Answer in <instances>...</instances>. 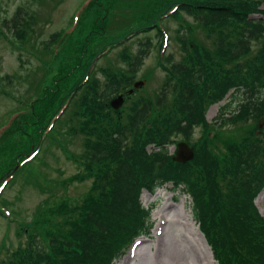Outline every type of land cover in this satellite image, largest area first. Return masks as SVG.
I'll return each instance as SVG.
<instances>
[{
  "label": "trees",
  "instance_id": "obj_1",
  "mask_svg": "<svg viewBox=\"0 0 264 264\" xmlns=\"http://www.w3.org/2000/svg\"><path fill=\"white\" fill-rule=\"evenodd\" d=\"M170 2L163 1L150 25L126 36L128 41L134 34L156 30L160 55L156 63L166 72L162 96L138 101L127 117L108 105L110 97L133 87L152 46L150 38L139 43L138 52L127 47L121 52V59L130 65L126 71L114 72L109 65L99 68L107 80L103 92L101 80L90 74V69L93 61L100 55L107 57L115 44L93 53L82 79L64 97L69 98L66 113L81 92L71 114L78 120L76 131L84 136L85 152L75 156L84 173L77 179L90 176L95 180L79 202L60 195L46 199L44 209L53 206L42 217L41 206L35 211L31 229L27 225L18 228V237L26 235L27 242L7 264H115L137 237L152 229V209L142 205L143 191L154 193L166 184L184 187L192 198L194 217L217 264H264V217L254 202L264 189V127L258 134L264 119V0ZM23 11L0 21V37L18 51L31 50L42 61L37 50L26 47L33 38L34 17L27 20ZM183 16L191 17L206 31L211 48L181 31L177 41L185 56L176 62L173 55L164 57L165 33L159 24L170 17L189 27ZM65 38L62 32L54 33L41 48L52 59ZM19 60L24 65L21 55ZM148 73L145 78L150 80L153 74ZM3 79L10 83L13 77ZM232 93L237 107L232 108V102L224 105L216 122L208 124L209 108ZM56 96L50 105L56 103L59 94ZM45 119L38 117L32 124L41 130L38 141L46 128L40 125ZM15 121L0 143L14 138L19 130ZM218 123L234 124L238 132L223 131ZM199 126L205 140L194 148V160L175 163L168 146L179 136L189 142ZM16 158L22 161L25 155ZM15 167L14 162L0 179Z\"/></svg>",
  "mask_w": 264,
  "mask_h": 264
},
{
  "label": "rangeland",
  "instance_id": "obj_2",
  "mask_svg": "<svg viewBox=\"0 0 264 264\" xmlns=\"http://www.w3.org/2000/svg\"><path fill=\"white\" fill-rule=\"evenodd\" d=\"M163 1L0 0L1 22L12 19L20 9L24 10L22 16H28L27 20L34 17L33 38L26 47L37 50L42 59L39 61L31 50L18 51L11 42L0 37V138L15 120V125L19 126L13 139L7 138L5 143H0V176L14 162L16 166L13 178L4 186L5 190L0 188V264H7L13 253L26 244L27 236L23 234L19 238L18 228L27 225L31 229V218L40 206L41 217L48 214V209L53 205L44 209L42 205L46 199L60 195L79 202L92 187L94 177L77 179L78 175L84 173L77 159L85 152L84 136L76 131L78 120L71 114L81 92L74 98L66 113V101L69 98L64 95L82 79L83 69L89 64L93 53L122 43L111 50L107 57L96 62L98 70L94 75L101 80L99 89L103 92L107 80L99 68L109 65L114 67V72L126 71L130 65L121 59V52L125 47L133 53L138 52L139 43L150 38L152 46L143 67L136 73L134 82L148 80L145 76H149V71L153 75L144 87L125 102L121 109L122 115L127 117L133 113L138 101L148 96H162L161 86L166 72L159 69V64L156 63L160 56L156 30L153 28L148 33H139L127 42L125 40L129 33L139 32L143 26L150 25L156 19L164 6ZM167 1L171 3V0ZM182 19L186 20L189 27H184L181 20L174 18H165L160 24L169 36L164 57L173 55L176 62H181L185 56L177 41L181 31L194 35L199 44L211 48L206 31L196 26L191 17L183 16ZM58 32L67 35V38L59 43L56 53L50 59L48 53H44L41 48L42 42L46 43L51 35ZM162 43L166 44L163 39ZM19 55L23 57L24 65L20 62ZM95 61L96 59L93 62ZM68 74V78H64ZM6 76L13 77L11 84L3 79ZM57 90H61L58 100L50 105L51 98L58 95L54 94ZM63 100L65 104L62 106ZM231 102L232 108H236L233 94L219 106L211 107L206 113L208 122L214 124L221 105ZM44 116V124L41 122L40 125L46 128L38 141L41 130H35L36 127L32 124L38 117ZM220 126L223 131L238 132L237 129L234 130L237 127L234 124ZM204 140L203 128L196 127L189 139L190 145L196 147ZM177 141H184L183 137H177L175 143ZM151 150L152 147H149V151ZM168 151L169 154H174L175 146L169 145ZM27 152L36 157L29 163H24L23 158L20 163L16 157L20 154L28 156ZM141 202L145 208H153L150 219L152 229L148 235L139 237L142 244L138 247L137 255L130 259V254L126 253L118 264H216L212 250L194 217L192 198L184 187L173 189L171 184H167L163 188H157L153 194L144 191ZM255 204L264 215V190Z\"/></svg>",
  "mask_w": 264,
  "mask_h": 264
},
{
  "label": "water",
  "instance_id": "obj_3",
  "mask_svg": "<svg viewBox=\"0 0 264 264\" xmlns=\"http://www.w3.org/2000/svg\"><path fill=\"white\" fill-rule=\"evenodd\" d=\"M145 84H146V82L140 81V82L135 83L134 87H135V89H139L140 87L144 86ZM130 93H133V90H131ZM123 104H124V98H123V96H119L118 98L114 99L111 102V106L115 110L120 109L123 106ZM263 124H264V120H263V122H261L260 128L263 127ZM194 157H195L194 149L193 148H190L189 145L186 144V143H180L179 144V149L177 151V154L173 158V160L176 163L185 164V163L193 160Z\"/></svg>",
  "mask_w": 264,
  "mask_h": 264
},
{
  "label": "flooded vegetation",
  "instance_id": "obj_4",
  "mask_svg": "<svg viewBox=\"0 0 264 264\" xmlns=\"http://www.w3.org/2000/svg\"><path fill=\"white\" fill-rule=\"evenodd\" d=\"M102 98H103V97H102ZM102 98H101V97H97L98 100H101ZM112 98H113V97H110V98H109L110 100H109L108 105H110V103H111V101H112V100H111ZM125 98H126V97H125ZM118 113L122 115V114H123V111H120V112H118Z\"/></svg>",
  "mask_w": 264,
  "mask_h": 264
}]
</instances>
